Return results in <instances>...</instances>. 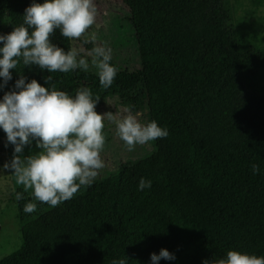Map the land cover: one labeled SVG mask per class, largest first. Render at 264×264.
I'll return each mask as SVG.
<instances>
[{"label":"trees","instance_id":"trees-1","mask_svg":"<svg viewBox=\"0 0 264 264\" xmlns=\"http://www.w3.org/2000/svg\"><path fill=\"white\" fill-rule=\"evenodd\" d=\"M32 2L0 0V24L8 20L2 34L22 23ZM127 4L141 66L118 68L110 88L80 69L48 73L21 65L16 71L46 87L44 76L52 75L51 83L69 95L80 87L118 94L134 105L132 112L143 95L151 120L169 135L155 140L150 156L24 224L21 248L0 264H111L124 256L127 264H151L150 254L161 248L175 259L158 264H203L229 249L264 256V94L245 85L264 69V47L224 26L225 0ZM51 39L72 47L58 30ZM10 71L0 97L19 78ZM253 163L260 166L256 175ZM141 178L151 187L139 191ZM28 202L24 193L18 206Z\"/></svg>","mask_w":264,"mask_h":264},{"label":"clouds","instance_id":"clouds-1","mask_svg":"<svg viewBox=\"0 0 264 264\" xmlns=\"http://www.w3.org/2000/svg\"><path fill=\"white\" fill-rule=\"evenodd\" d=\"M97 8L94 0H43L33 2L24 9L23 21L6 34H0V89L12 79V72L21 65L38 67L48 73H69L80 69H95L103 89L112 86L118 67L111 64L112 50L96 43V36L85 37L84 43H93L86 56L81 50L70 47L65 50L52 42L59 31L68 40H79L95 24ZM22 68V69H23ZM13 89L0 97V129L6 135L5 147L13 146L12 157L2 165L11 170L17 186V201L24 193H31L32 202L24 205L25 213L37 211V202L56 207L73 199L81 188L89 187L98 178L105 162V120L115 126L116 135L127 151L145 146L169 135L166 127L157 121L141 122L126 106L122 112L95 109L100 97L94 96L88 87H80L74 95L59 90L52 75L44 76L46 87L37 80H28L21 71ZM35 146L38 151L22 155L25 146ZM253 175L260 166L251 164ZM151 180L141 178L138 190L151 187ZM128 257L114 259L111 264H127ZM174 260L167 249L151 253V264L161 260ZM203 264H264V256L229 249L219 259L203 261Z\"/></svg>","mask_w":264,"mask_h":264},{"label":"rangeland","instance_id":"rangeland-1","mask_svg":"<svg viewBox=\"0 0 264 264\" xmlns=\"http://www.w3.org/2000/svg\"><path fill=\"white\" fill-rule=\"evenodd\" d=\"M94 3L97 8L96 22L84 37L79 40H71L72 47L81 50L82 55H85L90 62L91 58L87 57L86 53L94 45L93 43L85 44L84 39L95 34L97 44L112 50V61L116 67L122 69L140 68L141 61L135 32L128 20L130 9L127 0H94ZM222 10L225 27L232 29L244 43L254 44L260 48L264 47V3L261 6H254L252 0H225ZM7 25V19L0 24V34L4 32ZM89 72L95 74V69H90ZM245 85L250 92L264 94V69L260 70L257 76L253 80L247 81ZM94 96L100 97L95 109L98 113L106 111L120 113L130 105L118 94L104 96L101 91H98ZM133 114L141 122L151 120L149 104L143 95L140 97L138 110ZM104 133L106 144L101 155L106 166L91 186L116 175L122 167L150 156L157 148L156 141H152L148 145L137 146L132 152L127 151L123 141L116 135L115 126L107 120H105ZM5 142L6 135L2 130L0 136V259L21 248V228L24 224L52 209V207L37 204V211L29 214L18 206L14 189L15 191H23V189L16 185L11 170L2 169L3 163L11 159L13 152V146L9 144L5 147ZM34 151H38L35 142L25 146L22 155L26 156ZM87 188H81L76 195ZM27 195L30 196L31 193L29 192Z\"/></svg>","mask_w":264,"mask_h":264}]
</instances>
